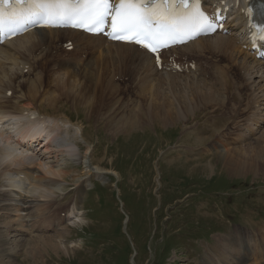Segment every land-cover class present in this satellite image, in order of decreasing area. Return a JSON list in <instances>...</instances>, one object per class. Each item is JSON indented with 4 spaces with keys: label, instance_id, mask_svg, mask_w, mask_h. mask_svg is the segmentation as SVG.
I'll list each match as a JSON object with an SVG mask.
<instances>
[{
    "label": "rangeland",
    "instance_id": "374dc122",
    "mask_svg": "<svg viewBox=\"0 0 264 264\" xmlns=\"http://www.w3.org/2000/svg\"><path fill=\"white\" fill-rule=\"evenodd\" d=\"M114 51L110 56L113 65H115L113 59L116 58ZM119 60V65L139 75L140 69L136 64L125 58L118 57ZM195 76L197 75L193 74L192 81L185 84L183 82L179 85H170L169 95H165L166 90L160 88V91L154 92L156 95L152 93L147 100L143 99V102L138 96H129V91L133 89L126 83H117L115 91L111 85L102 87L100 69L94 77L96 85L92 87L87 83L84 85L82 78L73 72L65 76L73 79L72 83L55 82L53 79L54 83H59L57 87L65 86L62 87V92L64 89L63 93L68 91L66 94L69 93L70 100L62 98L65 95H59L61 90L44 96L33 85L29 90L22 91L21 102L23 101L24 108L38 107L40 111L57 116L56 121L65 115L73 124L79 125L83 138L76 139L81 153L77 157L83 160L86 150V158L90 159L91 165L105 173L100 176L95 174L83 176L81 174L85 170V164L82 160L79 165L78 160L74 165L68 162L67 156L57 157L59 160L64 158L63 162L59 161L60 163H68L66 168L69 172L64 176L66 182L64 185L67 188L61 191L54 187L55 181L45 182V188L50 193L46 197H38L37 201L46 199V206L42 208L58 203L54 217L60 218L61 213H65L68 207L72 208L71 202L75 199V206L71 210L80 213L81 217L72 219L68 213L66 220L70 224L65 226L62 224L64 227L62 232L66 237L57 243L68 246V252L55 254L43 250L41 254L44 256H38L40 259L33 258L34 256L31 257L32 255L25 252L29 256L25 257L21 264H199L197 260H201L203 254L207 252L204 251V247L213 243L215 236L228 237L234 227L245 230L260 220L259 217L264 211V160H261L264 132L249 145L248 151H245L248 145L240 146L243 148L241 157L248 154L247 157L258 168L252 167L249 171L245 168V173L243 171L241 174H237L238 172L231 174L229 167L225 165L224 160L228 158L224 157L223 152L231 147L212 154L207 152L193 160L182 157L169 159L171 152L184 150V146L196 150L197 147L202 148L220 126L213 120L216 115L212 114L218 112L215 110L217 107H224L221 98L227 102L230 99L231 88L239 89L236 85L227 84L225 88L216 90L211 85L198 81ZM0 84L6 85V81L0 80ZM49 90L52 91L51 86ZM113 91L117 94L114 95ZM78 92L82 97L77 96V99L73 100ZM176 92L183 98L187 96L186 99L181 98V101L187 106V112L189 110L188 113L185 112V115L189 116L179 120V124L175 125L178 121L164 127L159 122L155 124L151 122L142 128H138V125L130 126L132 129L127 127L125 132L118 134H115V127L113 131L109 129L112 125H119L121 120L135 110L144 113L148 107H160L165 101L173 98ZM239 92L235 90L234 93ZM105 93L108 95L104 96ZM16 94L18 97L21 96L19 92ZM31 94L35 98H31ZM214 94L219 97H214ZM87 97L91 101H88ZM37 99L47 103H41L39 100L38 104L35 101ZM59 101L64 106L57 105ZM41 104L49 108H44ZM210 104L213 106L207 107ZM20 108L21 114L25 109L22 110V106ZM203 108L206 109L201 111ZM200 112L211 116V121L205 117L196 123L195 126L198 127L193 133L185 124L187 127L193 125V119L199 117ZM18 115H9V118L14 119ZM20 117L34 119L26 114H21ZM131 119H135L139 124V117ZM64 120L65 118L62 119ZM2 121L4 123H0V126L8 129L6 120ZM60 125L62 124L57 123L56 127ZM199 128H202L203 136L196 137L195 133H198ZM43 155L46 156L43 157L44 161L54 164L52 154L44 151ZM236 167L234 171L238 169ZM40 170L43 171L41 168ZM210 175L213 178L208 181ZM211 181L227 182V185L232 181L237 184L233 189L216 188ZM75 187H78L77 190ZM214 188L220 192L211 191ZM80 190L82 193L79 196L77 193ZM55 194L61 196V200L56 203L53 198ZM67 238L69 240L65 242ZM219 240L220 237L214 244ZM214 249L210 248L206 254L210 251L213 253Z\"/></svg>",
    "mask_w": 264,
    "mask_h": 264
},
{
    "label": "bare ground",
    "instance_id": "6f19581e",
    "mask_svg": "<svg viewBox=\"0 0 264 264\" xmlns=\"http://www.w3.org/2000/svg\"><path fill=\"white\" fill-rule=\"evenodd\" d=\"M204 1L207 3L208 6H210L211 3L219 0ZM232 1L235 2L236 0ZM253 1H259L264 3V0ZM245 6L246 0H239V8L234 11V33L231 36H220L219 38H216L215 40L210 41L208 43L196 44L193 48L188 49V51L193 54H200L206 49H217L226 58L234 62L236 60V57L233 54L234 47L238 45V41H241L240 27L242 16L239 9L245 8ZM34 33L39 36L43 35L46 37H51L53 31H48L44 33ZM27 36H29V33L25 34L23 37ZM110 46H113L112 50H115L114 52L116 53V58L113 59L115 65L120 63V60L118 61V57L125 58L131 61L132 63L136 64L139 67L140 71L142 69V73L145 72L144 75H149L147 70H149L154 75H158V73H156L155 71L156 68L153 66L150 60V56L147 53L138 50L134 52L128 48H121L118 46V44L112 43L107 44L105 47L108 48ZM20 49L21 48L19 45V40L13 42L11 50L7 49L6 44L1 46L0 57L2 58V61L0 63L10 59L11 55L19 53ZM109 60L111 62V65H113L111 58ZM103 62L106 61L104 60ZM5 69L6 66H0V76H3V78L0 77V80H5L7 84L9 82H12V79L11 75L4 74ZM181 72L184 73L183 68L181 69ZM252 75H257L260 79L264 81V67L260 66L248 73V76ZM35 79H38V77H35ZM63 79H65L64 74H62L61 76H56L54 78L55 82H61V80ZM93 79L94 84L92 85L95 86L96 78ZM62 87L65 88V86L63 85L58 86L61 92ZM70 89L72 90V87ZM17 92L19 91H16V93ZM61 92H59V95L63 94V92ZM178 92L174 94L173 98H168L170 100L165 101V103L162 104L160 107H148L147 110H144V113L140 112L139 110L137 115L135 114L137 112L136 110L131 115H127L129 118L125 117L123 120L120 121L119 125H112L109 129L113 131V127H115V134H118L121 132H125L127 127L134 125H138V128H142L144 126L149 125L151 122L152 124L159 122L162 126L165 127L168 126L170 123L173 124L174 122H178L179 120L185 119L187 116H189L187 114L185 115V112L188 113L189 110L187 112L188 108L185 103L181 101V98L186 99L187 96L183 98V96H181ZM65 96H69L70 98L69 93L65 94ZM77 96H79L80 98L82 97L80 92H78V94L75 95L73 100L77 99ZM13 97L14 100L0 99V123L3 124L4 122H1V120L4 119L6 120L5 122L8 127V129L5 130L0 126V264H21L25 257L29 256L26 253L32 255L31 257L34 256L33 258H38V256L43 257L44 255L41 254V251L43 250H45L46 253H50L49 251H52L55 254H60L61 252H68V246H62L61 244L57 243L58 241H61L63 237H66V235L62 232L64 228L63 225L65 226L70 224L66 220V214L69 213L72 219L81 217L80 213H77L74 210L70 211L69 208L60 218L54 217V215L57 213V205L51 204L48 207L42 208L43 206H46V199H42L41 202H38L37 198L46 197L49 195L50 192L45 188V182L55 181L54 187L61 191L67 188L64 185L66 183L64 176H66L69 172L66 168L68 163H60L59 161L63 162L64 158L59 160L57 157L67 156L69 159V163H73L74 165L77 164L76 155H81V153L80 148L77 145L76 139L77 136L79 137V134L80 137L83 138L82 129L79 127V125H72L71 123L69 124V121L66 120L62 121V119H60L59 121H56L55 118H50L47 116L39 118V112H35L36 116H34V119H30V116V118L28 119H22L20 115L24 113L22 112L20 114V107L22 106V110L25 109V106L22 103L23 101L21 102L23 98V92L20 97H15L14 95ZM214 97L218 98L219 95L214 94ZM31 98H35V96L31 94ZM4 99H6V97H4ZM87 99L88 101H91L90 98L87 97ZM197 106H199L198 103ZM145 107H147V105H145ZM188 107L190 106L188 105ZM15 114L19 115L14 119L9 118V115ZM136 117H139V124L135 121V119H131ZM57 123L62 124L60 125V132V127H56ZM130 128L132 129L133 127ZM195 135L196 137L203 136L202 128H199L198 133L196 132ZM28 140L30 141L29 143L35 142L33 146H38L42 142L41 146L37 147L38 149H42V152L37 154L34 148L31 150H27ZM250 144H247L248 146L245 148V151L249 150ZM199 149H201V147H199ZM242 149V147H234L228 150H224L223 152L224 157L226 156L228 158L226 160H223L226 161L225 165L229 167V172L231 174L235 172H238L237 174H241L245 168H247L246 171H249V169L252 167L255 169L257 168L253 164L251 159L247 157L248 154H245L246 157L244 156V154L241 157L240 153H243ZM44 151L47 154H52L53 159H55L52 160L54 164L44 161L43 157H46L43 155ZM83 157L84 159L82 160L81 158V160L82 163L85 164V170L81 175L89 176L91 174H95L97 176H100L105 173L100 169L98 171L96 166L91 165L90 159L86 158V150ZM261 160H264V149L262 150ZM235 166H237L238 169L234 171L233 169ZM40 168L43 169V171L40 170ZM34 170L37 171L35 172ZM80 181L81 180L79 179L78 182ZM86 186L87 184H85V187ZM77 188L78 187H75L76 190ZM81 193L82 192L80 190L77 195L80 196ZM60 197V195L55 194V196L53 197L55 203L61 200ZM53 198L51 197V199ZM72 202L74 203L73 200ZM247 238L251 240L249 235L247 236ZM68 240L69 239L67 238L65 242ZM213 247L215 248L213 253L210 252L206 254L201 260L198 259L197 263L236 264L242 259V255L245 253H249L252 256L264 254V249L259 248L255 244L246 243V246L244 247L242 245L241 239H239V242L236 245L234 242L229 241L225 236L220 237V240L216 244H214ZM38 259H40V257Z\"/></svg>",
    "mask_w": 264,
    "mask_h": 264
},
{
    "label": "snow or ice",
    "instance_id": "6c2138e0",
    "mask_svg": "<svg viewBox=\"0 0 264 264\" xmlns=\"http://www.w3.org/2000/svg\"><path fill=\"white\" fill-rule=\"evenodd\" d=\"M199 4L200 0H120L118 5L110 0H0V33L28 23L71 24L95 34L110 27L112 39L157 54L162 46H169L165 41L184 43L216 30ZM260 31L264 34V28ZM156 60L159 65V55Z\"/></svg>",
    "mask_w": 264,
    "mask_h": 264
}]
</instances>
